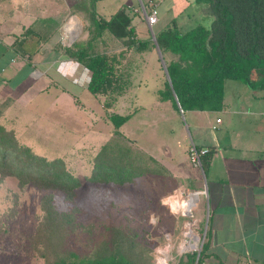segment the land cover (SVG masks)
Masks as SVG:
<instances>
[{
	"label": "crops",
	"instance_id": "crops-1",
	"mask_svg": "<svg viewBox=\"0 0 264 264\" xmlns=\"http://www.w3.org/2000/svg\"><path fill=\"white\" fill-rule=\"evenodd\" d=\"M56 18L61 22L64 14L38 15L26 22L0 15V125L14 132L21 143L60 153L65 161L74 160L72 146L82 144V176L96 171V160L110 140L117 144L121 136L130 148L141 151V175L145 192L149 193L146 204L163 210L158 217L165 238L161 264L166 260L169 264L195 263V258L188 260L193 253L179 252L186 234L202 243L199 264H264L263 92L239 80L226 79L222 108L187 110L182 113L188 119L184 125L175 98H161L166 77L161 80L156 49L146 48L149 59H141L142 69L137 71L133 66L126 78L118 76L126 83L121 92L92 93L95 97L91 101L80 99L81 93L88 90L91 71L70 57L57 38L51 40L60 23L52 24ZM134 29L139 39L141 35ZM105 36L110 35L105 33L102 40ZM111 38L115 51L133 60L134 46ZM162 56L167 62L176 59L168 51ZM148 65L154 71L157 97L163 104L159 105L160 112L175 118L167 132L153 135L154 146L152 140L142 146L138 136L128 132L127 123L140 109L133 104L130 110L125 99L129 92L135 93V87L147 84ZM140 79L142 85L136 83ZM106 111L112 113L104 121ZM113 114L130 115L118 132L110 121ZM134 130L133 126L129 131ZM23 137L31 138L30 145ZM191 144L208 150L201 157L202 163L206 155L201 167L189 159ZM58 147H62L61 152ZM0 264L40 263L31 253L23 256L21 252L0 251Z\"/></svg>",
	"mask_w": 264,
	"mask_h": 264
},
{
	"label": "rangeland",
	"instance_id": "rangeland-1",
	"mask_svg": "<svg viewBox=\"0 0 264 264\" xmlns=\"http://www.w3.org/2000/svg\"><path fill=\"white\" fill-rule=\"evenodd\" d=\"M78 1L82 0H0V15L26 22L38 15L62 13L64 14L63 21L60 22L57 18L52 21V24H55V21L60 23L51 40L54 41L57 38L61 45L63 43L67 47L74 41H86L88 37V21L84 5H74ZM84 1L87 7L89 0ZM96 4L97 13L105 18H109L120 7H125L132 17L131 25L141 35L139 39L146 40L148 42L146 48L151 50L155 49L152 35L162 26L173 25L172 21H175L176 27L184 32L196 25L209 27L213 20L208 6L197 4L195 0H97ZM150 4L156 5L158 16L157 23L152 27H149L145 20V13L149 11ZM17 10L20 11L19 16L15 18ZM111 39V36H105L104 40L101 42L99 40L96 50L117 56L119 59L118 73L122 78L132 73L133 66L137 71L142 69L141 59H149L146 50H138L134 46L133 60L132 58L128 60L122 57L123 52L115 51L117 47L113 41H110ZM114 39L117 38L114 37ZM152 56L154 57L155 54L153 53ZM159 69L163 77L161 80H165L161 64H159ZM146 70L147 84L142 85L143 79L136 81L142 87H135V93L129 92L125 97L130 110L133 104L134 107L140 109V112L127 125H130L129 130L135 127L136 131L128 130V132L132 136H138L139 144L143 146V143L147 144L152 140L151 145L154 146L156 139H152L153 135L158 136L160 133L167 132V127L172 124V121L175 122V118L170 119L168 115H165L166 113L160 112L159 105L163 104L157 97L154 71H151L149 65ZM94 97L95 95L88 90H84L80 95V99L86 101H91ZM109 113L112 112L106 111L103 114L104 121L108 119ZM181 115L184 117L182 122L184 125L187 124V114ZM149 123L154 124V127H151ZM137 126L138 129H136ZM119 139L117 144L111 140L108 142L111 146L104 147L102 158L99 157L96 160V167L100 166L102 160L103 164L111 169L129 160L143 170L142 152L130 148L131 145L129 146L121 136ZM23 141L30 145L31 138L23 137ZM30 147L40 155L49 154L50 159L55 156L62 157L58 155L60 153H54L42 146L31 145ZM58 148L61 152L62 147ZM71 151L73 155L75 154L74 160L66 161V163L77 170L76 174L81 180V184L75 188V197L71 201L67 200L60 189H42L30 183H21L16 176H1L0 174V251L21 252L23 256L31 253L40 264H47L48 261L60 255L65 256V253L71 251L78 253L80 257H90L101 249L105 236L115 237V230H118L125 234L128 244H131V247L133 245V252L135 254L140 252L143 255L142 263L157 264V253L165 244L164 232L158 220L163 210L151 208L148 203L146 204L145 200L149 198V193L145 192L142 175L136 176L133 182L121 184L112 181H91L89 178L96 171L91 170L88 176H82V144L72 146ZM113 173L118 176V169ZM50 211L52 212L48 216ZM53 211L58 214L54 219L60 221L57 228L62 233L61 243L58 244L62 245L64 250L56 249L54 238L46 241L47 235H50L49 226L46 224L50 219L47 218L53 216ZM42 254L46 255V259L41 257ZM23 260L30 259L23 257Z\"/></svg>",
	"mask_w": 264,
	"mask_h": 264
},
{
	"label": "trees",
	"instance_id": "trees-1",
	"mask_svg": "<svg viewBox=\"0 0 264 264\" xmlns=\"http://www.w3.org/2000/svg\"><path fill=\"white\" fill-rule=\"evenodd\" d=\"M195 2L208 6L210 14L213 15L209 27L196 25L183 32L172 21L173 25H166L154 34L161 53L168 51L176 58L174 61L165 62L171 85L165 80L161 98L174 99L175 95L183 112L220 110L223 106L224 81L235 79L250 89L261 90L264 99V0ZM77 3L74 5H84L88 37L86 41H74L65 48V52L91 71L87 86L91 93H119L126 84L118 77L119 59L115 54L97 51L99 40L108 33L113 38L125 40L138 50H145L148 42L135 38L132 17L125 7H120L109 18H105L97 13L96 0H89L87 7L84 0ZM129 116L110 115L116 132ZM99 165L96 173L89 178L91 181L121 184L131 182L133 175L142 174L139 166L129 160L113 169L104 165L103 161ZM116 169L118 176L113 173ZM76 172L62 157L50 159L36 153L30 146L21 143L14 132L0 125L1 176H16L21 183H30L42 189H60L67 200L71 201L75 197V188L81 184ZM51 212H48V216ZM56 215L57 212L53 211V216L47 218L50 219L46 223L50 235H47L46 241L54 238L56 249L64 250L58 244L61 243L62 233L57 228L60 221L54 219ZM115 233V237L105 236L101 249L90 257H80L78 253L71 251L65 253V256L60 255L48 261L47 264H144L143 255L133 252V245L131 247L128 244L125 234L118 230ZM201 255L202 250L197 264L201 261ZM41 257L45 258L46 255L42 254ZM191 258L194 260V253L188 255L189 261Z\"/></svg>",
	"mask_w": 264,
	"mask_h": 264
},
{
	"label": "built area",
	"instance_id": "built-area-1",
	"mask_svg": "<svg viewBox=\"0 0 264 264\" xmlns=\"http://www.w3.org/2000/svg\"><path fill=\"white\" fill-rule=\"evenodd\" d=\"M145 20L146 23L149 27H152L154 24L157 23L158 21V16H157V9H156V5L154 4H150V9L147 13H145ZM153 36V35H152ZM179 108L180 113H183V110ZM207 149L205 148H197L194 144H191L189 146L188 149V155H189V159L191 161V163L196 166V167H201L202 163H201V157L207 153ZM192 205V204H191ZM190 205V206H191ZM190 210V209H189ZM189 210H186L185 212H183L182 214H185L186 212H188ZM201 247H202V243H200L198 240L194 241L192 239V236L189 234H186V237H184L181 240V243L179 245V252L181 254H185V253H194L195 254V263L197 264V260L201 251ZM165 249H162L159 251L158 253V260L159 259H164V255L163 253ZM160 262V260H159ZM164 264H169L168 261H164Z\"/></svg>",
	"mask_w": 264,
	"mask_h": 264
},
{
	"label": "water",
	"instance_id": "water-1",
	"mask_svg": "<svg viewBox=\"0 0 264 264\" xmlns=\"http://www.w3.org/2000/svg\"><path fill=\"white\" fill-rule=\"evenodd\" d=\"M153 42H154V45H155V49L158 53V56H159V59H160V62L162 64V67H163V70H164V73H165V77H166V80L168 81V83L171 85V81H170V76H169V73H168V70H167V67H166V64H165V61H164V58L162 56V53H161V50L156 42V39H155V35L153 34ZM174 98H175V101L179 107V104H178V101H177V98L176 96L174 95Z\"/></svg>",
	"mask_w": 264,
	"mask_h": 264
}]
</instances>
